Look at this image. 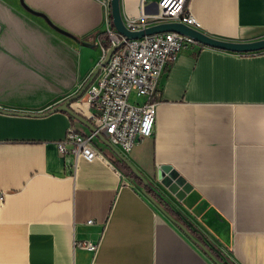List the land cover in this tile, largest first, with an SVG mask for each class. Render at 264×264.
Listing matches in <instances>:
<instances>
[{"label": "crops", "instance_id": "obj_1", "mask_svg": "<svg viewBox=\"0 0 264 264\" xmlns=\"http://www.w3.org/2000/svg\"><path fill=\"white\" fill-rule=\"evenodd\" d=\"M103 1L0 0V264H220L195 230L233 264H264V50L180 52L155 96L152 136L126 155L156 196L102 139L104 158L60 153L70 127L91 129ZM159 1L120 0L122 16L140 18L143 2L154 15ZM188 4L210 36L264 38V0ZM73 96L77 116L55 110ZM166 166L183 185L164 181Z\"/></svg>", "mask_w": 264, "mask_h": 264}, {"label": "built area", "instance_id": "obj_2", "mask_svg": "<svg viewBox=\"0 0 264 264\" xmlns=\"http://www.w3.org/2000/svg\"><path fill=\"white\" fill-rule=\"evenodd\" d=\"M189 0H160L159 10L154 15L145 12L142 3L140 18L125 21L131 29H142L148 20L160 22H181L200 30L201 23L190 11ZM106 22L104 34L108 46L102 60L111 46L119 45L105 66L100 70L96 81L86 88L87 102L91 107L89 121L93 125L90 132H80L70 127L66 136L57 142L60 153L73 155L86 160L104 158L97 146L101 136L106 138L125 157L136 144L152 136L154 132L157 104L152 98L160 93V82L180 52L190 47L201 48L189 36L177 32H162L146 35L137 39H128L120 34L111 20V0H104ZM136 93L149 100L143 103L133 102L131 95ZM4 200V193H0ZM88 223H93L90 219ZM76 246L98 252L101 241H77Z\"/></svg>", "mask_w": 264, "mask_h": 264}, {"label": "water", "instance_id": "obj_3", "mask_svg": "<svg viewBox=\"0 0 264 264\" xmlns=\"http://www.w3.org/2000/svg\"><path fill=\"white\" fill-rule=\"evenodd\" d=\"M30 11L37 14L36 12L32 10ZM111 16H112L114 27L117 29V31L120 34L124 35L128 39H137V38L144 37L146 35H152V34L162 33V32H177L182 35L191 37L192 39H194L197 43H199L202 46L212 47V48L219 49V50L231 51V52H237V53H254V52L264 50V38L259 39V40H254V41H248V42L229 41V40L215 38L213 36H210L202 32L201 30L192 28L181 22H160V23L149 25L142 29H137V30L131 29L127 26L122 16L120 0H111ZM54 28L63 34L70 36L68 33L60 30L59 28H56L55 26ZM74 39H76L77 41L87 46L94 45L92 43L80 41L79 39L75 37ZM118 47L119 45L111 46L107 50L105 58L102 60L100 68L97 70L96 74L101 70L103 66L107 64L109 57L116 49H118ZM78 97L79 96H73L69 98L63 105L59 106L55 110H67L71 112L73 115L77 116V114H75L72 111L69 105L72 102H74ZM86 124H88L89 127L93 129V125L91 124L90 121L87 122ZM101 139L104 141V143L107 146H109L118 155V157L123 162H125L128 166L132 168L133 172L136 175L140 176V178L144 182V186L142 187V190L143 192L147 193L146 186L149 185L148 181L138 173V171L131 165V162L121 152H119L111 143H109V141L106 138L101 136ZM164 174H168V177H169V178H164L165 182L170 181V179H177V183L182 184V180L178 179V174L175 171H173L169 166L162 167L163 177H165Z\"/></svg>", "mask_w": 264, "mask_h": 264}, {"label": "trees", "instance_id": "obj_4", "mask_svg": "<svg viewBox=\"0 0 264 264\" xmlns=\"http://www.w3.org/2000/svg\"><path fill=\"white\" fill-rule=\"evenodd\" d=\"M111 20H112V16H111ZM113 21V20H112ZM108 46V44H106V47ZM203 47V46H202ZM158 98L157 97H155L154 99H153V101H156ZM126 165V168L129 170V172L131 173V175L134 177V178H136V179H138L140 182H141V185L142 186H144V182L142 181V179L140 178V176H138V175H136L134 172H133V170H132V168L130 167V166H128L127 164H125ZM146 190H147V192L148 193H150V194H152L153 196H156V194L154 193V190L151 188V187H149V185L148 186H146ZM162 201H163V198L161 197L160 198ZM161 203V202H160ZM176 215H178V213L175 211V210H172ZM179 216V215H178ZM180 218V220H183V219H181V217H179ZM187 224V223H186ZM188 227L190 226V225H187ZM192 231H194L193 229H192ZM195 233H196V235L199 237V238H201L202 240V242L205 244V246L206 247H208V249L212 252V253H214V255H215V257H216V259H217V261H218V263H220V264H233L232 262H230L229 260H228V258L222 253V252H220L219 250H216L206 239H204L203 237H201V235H200V233H198V232H196V230H195Z\"/></svg>", "mask_w": 264, "mask_h": 264}, {"label": "rangeland", "instance_id": "obj_5", "mask_svg": "<svg viewBox=\"0 0 264 264\" xmlns=\"http://www.w3.org/2000/svg\"><path fill=\"white\" fill-rule=\"evenodd\" d=\"M162 197V196H161ZM163 198V201L161 200V203H162V205L165 207V209L166 210H168V211H170V212H172L173 213V211H172V207H171V205H170V203L166 200V198H164V197H162ZM190 227V226H189ZM191 228V227H190ZM193 229V228H192Z\"/></svg>", "mask_w": 264, "mask_h": 264}, {"label": "bare ground", "instance_id": "obj_6", "mask_svg": "<svg viewBox=\"0 0 264 264\" xmlns=\"http://www.w3.org/2000/svg\"><path fill=\"white\" fill-rule=\"evenodd\" d=\"M113 22V21H112Z\"/></svg>", "mask_w": 264, "mask_h": 264}]
</instances>
